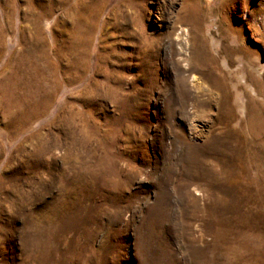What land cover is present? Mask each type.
<instances>
[{"label": "rangeland", "instance_id": "obj_1", "mask_svg": "<svg viewBox=\"0 0 264 264\" xmlns=\"http://www.w3.org/2000/svg\"><path fill=\"white\" fill-rule=\"evenodd\" d=\"M0 264H264V0H0Z\"/></svg>", "mask_w": 264, "mask_h": 264}, {"label": "bare ground", "instance_id": "obj_2", "mask_svg": "<svg viewBox=\"0 0 264 264\" xmlns=\"http://www.w3.org/2000/svg\"><path fill=\"white\" fill-rule=\"evenodd\" d=\"M87 1V0H86ZM80 3V2H79ZM78 3V4H79ZM79 8H80V10H79V15H77V18L78 19H81V18H86V16L91 12V6L89 5V4H87L86 2H81L79 5ZM76 7H77V5H76ZM95 10V9H94ZM76 11V10H75ZM76 13V12H75ZM71 14V13H70ZM70 18V17H69ZM75 18V17H74ZM89 18V17H88ZM82 20H84V19H82ZM81 20V21H82ZM88 20V19H87ZM85 21V20H84ZM88 22V21H87ZM86 23V22H85ZM75 24V23H74ZM68 25V24H67ZM72 25V24H71ZM80 26V25H79ZM78 26V27H79ZM73 27V26H72ZM71 27V28H72ZM76 28V27H75ZM80 28V27H79ZM70 29V28H69ZM68 30V29H67ZM81 30V29H80ZM79 30V31H80ZM71 32H72V30H70ZM68 32V31H67ZM77 32V31H76ZM82 32V31H81ZM69 33V32H68ZM70 34H72V33H70ZM82 34V33H81ZM81 34H78V35H81ZM67 36H71V35H68V34H66ZM73 37V36H72ZM77 37V36H76ZM68 40V39H67ZM73 41V40H72ZM70 42H71V40H70ZM74 42H75V40H74ZM68 43H69V40H68ZM74 47V46H73ZM70 51V50H69ZM7 79V78H6Z\"/></svg>", "mask_w": 264, "mask_h": 264}]
</instances>
